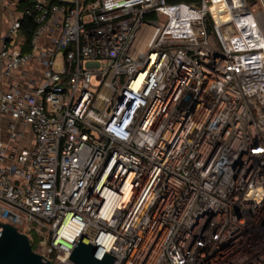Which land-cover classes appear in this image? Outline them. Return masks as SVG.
<instances>
[{"label":"built area","instance_id":"2783aa9c","mask_svg":"<svg viewBox=\"0 0 264 264\" xmlns=\"http://www.w3.org/2000/svg\"><path fill=\"white\" fill-rule=\"evenodd\" d=\"M20 1L0 0V225L41 228L55 264L81 236L113 264H264V9Z\"/></svg>","mask_w":264,"mask_h":264},{"label":"water","instance_id":"95a60500","mask_svg":"<svg viewBox=\"0 0 264 264\" xmlns=\"http://www.w3.org/2000/svg\"><path fill=\"white\" fill-rule=\"evenodd\" d=\"M0 264H55L51 260L32 251L29 239L14 226L1 224ZM96 246L79 237L72 248L69 260L75 264H113L115 258L104 253L96 257Z\"/></svg>","mask_w":264,"mask_h":264},{"label":"trees","instance_id":"16d2710c","mask_svg":"<svg viewBox=\"0 0 264 264\" xmlns=\"http://www.w3.org/2000/svg\"><path fill=\"white\" fill-rule=\"evenodd\" d=\"M168 3H175V2H184V3H191L196 0H166ZM250 2H254V0H248ZM33 2L32 0H23L20 1L16 6L18 11H23L26 8L30 9ZM21 34L24 36L25 47L23 49L24 52H28L30 50L29 43L32 37V32L35 30L34 22L31 18H23L21 20Z\"/></svg>","mask_w":264,"mask_h":264},{"label":"rangeland","instance_id":"374dc122","mask_svg":"<svg viewBox=\"0 0 264 264\" xmlns=\"http://www.w3.org/2000/svg\"><path fill=\"white\" fill-rule=\"evenodd\" d=\"M254 2L256 3L255 4L256 8L264 9L263 5L261 3V0H254ZM0 17H4V13L2 14V12H0ZM5 17L8 18L7 16H5ZM123 81H124V79H122V82ZM92 84L95 85V82L93 79H92ZM25 229H26V234H27L29 241H30L32 251L34 253L40 255L42 253V247L40 244L42 237L39 235L38 232L41 230V228L37 227L35 224H30L27 228V224H24L20 228V231H23Z\"/></svg>","mask_w":264,"mask_h":264},{"label":"clouds","instance_id":"9594fccd","mask_svg":"<svg viewBox=\"0 0 264 264\" xmlns=\"http://www.w3.org/2000/svg\"><path fill=\"white\" fill-rule=\"evenodd\" d=\"M128 126V121H125L124 123H123V127H127Z\"/></svg>","mask_w":264,"mask_h":264},{"label":"crops","instance_id":"0c3cea01","mask_svg":"<svg viewBox=\"0 0 264 264\" xmlns=\"http://www.w3.org/2000/svg\"><path fill=\"white\" fill-rule=\"evenodd\" d=\"M3 14V13H2Z\"/></svg>","mask_w":264,"mask_h":264}]
</instances>
